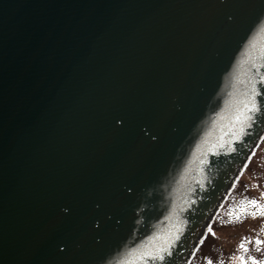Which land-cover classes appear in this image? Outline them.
<instances>
[{
  "label": "water",
  "instance_id": "water-1",
  "mask_svg": "<svg viewBox=\"0 0 264 264\" xmlns=\"http://www.w3.org/2000/svg\"><path fill=\"white\" fill-rule=\"evenodd\" d=\"M260 23L264 0H0V264H115L175 223L187 264L264 136L257 113L200 163Z\"/></svg>",
  "mask_w": 264,
  "mask_h": 264
},
{
  "label": "snow or ice",
  "instance_id": "snow-or-ice-1",
  "mask_svg": "<svg viewBox=\"0 0 264 264\" xmlns=\"http://www.w3.org/2000/svg\"><path fill=\"white\" fill-rule=\"evenodd\" d=\"M258 35H260L259 42L255 38L247 41L244 56L233 72L232 88L223 101V107L213 114L224 121L218 130V136L212 140L203 139L197 145V149H200L201 164L206 163L203 159L206 153H215L219 150H234L231 148L232 141L241 139L240 133L251 126L250 122L256 119L255 114L264 115V89L258 87V84L264 85V71H261V68H264V23L259 24ZM254 151L255 149L248 154L249 159ZM189 162L191 163V161ZM247 163L248 161L245 160L244 164L247 165ZM185 170L187 171V169ZM240 170L243 171V168ZM235 183L236 181L233 180V186H235ZM200 186L203 187L204 185L201 184ZM231 190V188L228 189L229 192ZM259 195L264 197V191H261ZM249 206H254V208ZM237 207L239 209L235 214L237 219H240L241 214L245 212L252 216L264 215V204L260 203L255 197L242 201ZM175 215L176 210L173 208L163 219L171 220ZM231 215L230 211L229 216ZM182 230L180 223H175L166 228H155L148 235L133 241L131 244L126 242V246L122 249L120 258L115 261V264H157V262L168 264L173 255V249L176 248L177 241L180 239ZM135 231L134 229L133 232ZM211 231L209 224L205 232ZM200 239L203 241L204 237L201 236ZM250 239H254L256 245L262 243L257 237H250ZM60 246L63 247V245ZM237 247L247 252V244L243 238L238 242ZM179 250L184 251L182 247ZM236 256L239 264H247V261H251L252 264H264V258L258 260L252 255H248L245 258L240 252H237ZM205 260L206 264H213L207 257H205Z\"/></svg>",
  "mask_w": 264,
  "mask_h": 264
},
{
  "label": "rangeland",
  "instance_id": "rangeland-1",
  "mask_svg": "<svg viewBox=\"0 0 264 264\" xmlns=\"http://www.w3.org/2000/svg\"><path fill=\"white\" fill-rule=\"evenodd\" d=\"M254 149L251 158L249 159L248 156L246 159L247 165L243 163V171L239 173L235 186L232 184L231 192L227 193L213 219L209 222L212 231L205 232L204 230L201 234L204 239L201 241V236L199 237L187 264H196L202 259L203 264H206L205 257L213 264H239L237 252L242 253L245 258L248 255L255 256L258 260L264 258V215L252 216L245 212L241 214L240 219H237L235 215L239 211L237 206L246 199L255 197L264 204V197L259 195L261 191H264V138ZM249 207L254 208V206ZM230 211L231 216H229ZM250 237H257L262 243L256 245L255 240ZM241 238L247 244V252L237 247ZM247 264H252V262L247 261Z\"/></svg>",
  "mask_w": 264,
  "mask_h": 264
},
{
  "label": "trees",
  "instance_id": "trees-1",
  "mask_svg": "<svg viewBox=\"0 0 264 264\" xmlns=\"http://www.w3.org/2000/svg\"><path fill=\"white\" fill-rule=\"evenodd\" d=\"M190 264V263H189ZM192 264V263H191ZM196 264H203V259L202 260H200L198 263H196Z\"/></svg>",
  "mask_w": 264,
  "mask_h": 264
}]
</instances>
